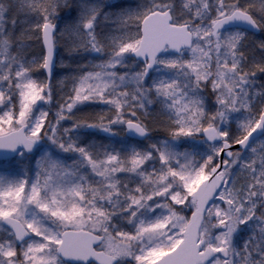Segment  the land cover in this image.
Here are the masks:
<instances>
[{
  "label": "snow or ice",
  "instance_id": "6c2138e0",
  "mask_svg": "<svg viewBox=\"0 0 264 264\" xmlns=\"http://www.w3.org/2000/svg\"><path fill=\"white\" fill-rule=\"evenodd\" d=\"M0 264H264V0H0Z\"/></svg>",
  "mask_w": 264,
  "mask_h": 264
}]
</instances>
